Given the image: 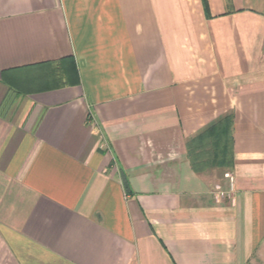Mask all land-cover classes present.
<instances>
[{
  "label": "crops",
  "instance_id": "obj_1",
  "mask_svg": "<svg viewBox=\"0 0 264 264\" xmlns=\"http://www.w3.org/2000/svg\"><path fill=\"white\" fill-rule=\"evenodd\" d=\"M0 264H264V0H0Z\"/></svg>",
  "mask_w": 264,
  "mask_h": 264
},
{
  "label": "built area",
  "instance_id": "obj_2",
  "mask_svg": "<svg viewBox=\"0 0 264 264\" xmlns=\"http://www.w3.org/2000/svg\"><path fill=\"white\" fill-rule=\"evenodd\" d=\"M229 176V175H228Z\"/></svg>",
  "mask_w": 264,
  "mask_h": 264
}]
</instances>
